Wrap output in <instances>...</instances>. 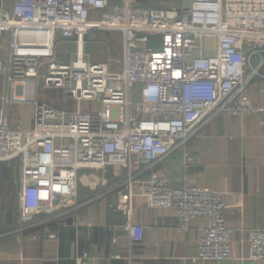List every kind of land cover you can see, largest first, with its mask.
I'll list each match as a JSON object with an SVG mask.
<instances>
[{
  "label": "built area",
  "instance_id": "1",
  "mask_svg": "<svg viewBox=\"0 0 264 264\" xmlns=\"http://www.w3.org/2000/svg\"><path fill=\"white\" fill-rule=\"evenodd\" d=\"M90 33L119 35L120 52L88 62ZM2 35L0 164L19 160L21 223L74 204L80 171L123 168L113 207L125 222L111 227L113 236L142 241L132 220V200L140 197L150 208L172 209L179 231L205 222L192 262L232 258L222 193L172 188L155 166L175 150L189 158L186 141L219 115L264 113L247 97L250 83L264 80V0H180L157 9L140 0H12L9 8L0 0ZM62 42L75 46L68 62L57 56ZM39 88L74 107L41 103ZM25 103L34 108L32 128H9L7 110ZM246 260L264 264V230L248 232Z\"/></svg>",
  "mask_w": 264,
  "mask_h": 264
},
{
  "label": "crops",
  "instance_id": "2",
  "mask_svg": "<svg viewBox=\"0 0 264 264\" xmlns=\"http://www.w3.org/2000/svg\"><path fill=\"white\" fill-rule=\"evenodd\" d=\"M2 1L11 6L12 0ZM0 43L7 48L8 36L2 35ZM58 45L66 48L60 61L73 58L74 44ZM121 47L117 34L90 33L84 39V58L104 62L107 54L114 56ZM4 92L0 78V96ZM138 93L139 86H135L132 98L138 99ZM55 94L59 95L52 92L49 97L55 98ZM247 97L250 103L264 108V80L252 81ZM62 105L51 106L74 107L72 103ZM87 106L82 105L84 109ZM33 112L29 104L12 106L7 110L9 128L29 131ZM185 147L189 158L175 150L155 170L164 174L172 188L188 186L222 193L224 221L231 230L230 260L192 262L205 222L191 220L187 231H179L172 209L150 208L140 197L132 200V220L143 228L142 241L133 244L123 233L113 236L111 227L125 222L124 213L113 207L127 177L123 168L80 171L74 204L17 222L20 183L16 160L11 167L0 164V264H80L83 254H88L86 264H261L246 257L248 232L264 230V113L261 117L219 115L190 137Z\"/></svg>",
  "mask_w": 264,
  "mask_h": 264
},
{
  "label": "rangeland",
  "instance_id": "3",
  "mask_svg": "<svg viewBox=\"0 0 264 264\" xmlns=\"http://www.w3.org/2000/svg\"><path fill=\"white\" fill-rule=\"evenodd\" d=\"M142 1L149 2L150 4H153V5H156V6H162V7H167V8H169V7H176V6H179L180 5V0H142ZM114 43H116V40H115ZM57 51H58V59H62L61 55L63 53L65 54L66 48L64 47V45H58ZM117 53H118V51H117ZM114 55H117V54H114ZM100 61L101 60H99V58H98L93 63L100 62ZM51 93L52 92H48L46 90H43V89L39 88L38 91H37V96L39 98L38 100L41 103L46 102V103H48L50 105H55L56 107H59V108L63 107L62 103H60L59 95H56L55 94V98H50L49 95H51ZM136 100L137 99L133 95L132 102L135 103ZM25 104H27V105L29 104V105L32 106V104H30V103H25ZM90 110H92V109H90ZM11 166L12 165H10L9 167H11ZM18 219L19 218H17V220H16L17 222H18ZM19 222H20V220H19Z\"/></svg>",
  "mask_w": 264,
  "mask_h": 264
},
{
  "label": "trees",
  "instance_id": "4",
  "mask_svg": "<svg viewBox=\"0 0 264 264\" xmlns=\"http://www.w3.org/2000/svg\"><path fill=\"white\" fill-rule=\"evenodd\" d=\"M140 2H141V5L147 6V7H151V8H154V9L161 8L162 7V6H156V5L150 4L149 2H145V1H142V0H140ZM149 45L151 46L153 44L152 43H149ZM11 165H13V163Z\"/></svg>",
  "mask_w": 264,
  "mask_h": 264
}]
</instances>
